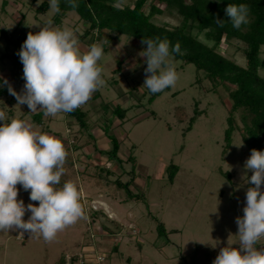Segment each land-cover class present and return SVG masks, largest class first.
<instances>
[{
	"label": "rangeland",
	"instance_id": "1",
	"mask_svg": "<svg viewBox=\"0 0 264 264\" xmlns=\"http://www.w3.org/2000/svg\"><path fill=\"white\" fill-rule=\"evenodd\" d=\"M43 1L0 0V56L19 52L17 44L8 47L9 41L21 42L29 32L35 34L42 27L59 29L52 10L37 13ZM131 1L124 0L123 5ZM153 20L181 26L176 14L166 13ZM65 27L74 31L79 46L89 49L97 44L103 48L97 64L105 83L95 91L100 98L95 101L96 97H91L90 105L80 107L88 112L85 122L89 131L67 113L43 115V131L33 118L35 113L29 112L27 105L11 104L9 96L0 97V111L5 112L6 123L20 119L33 130L41 129L40 133L62 141L67 157L56 187L73 182L84 215L51 242L27 232L20 238L19 231H0V264H60L66 253H78L84 245H94L106 256V264H212L221 248H239L235 221L244 215L246 191L253 187L245 178L250 179L252 172L244 167L251 153L238 130L224 153L227 118L233 104L226 89L220 86L214 91L203 72L172 54L168 61L177 72L176 84L155 93L152 102L155 94L143 87L147 65L140 52L146 45L126 36L108 44L105 35L85 37L89 25L79 22L76 12L64 18ZM198 37L212 45L204 33ZM246 47L231 40L222 43L219 52L245 67ZM17 56L0 63V88L6 79L21 93L25 81ZM120 66L121 74H115ZM260 74L264 77V68ZM118 105L124 119L115 114ZM96 129L106 135L105 146L95 142ZM110 137L121 144L118 158L110 159L106 154L113 148ZM171 165L178 167L173 183L168 172ZM16 187L18 200L25 206H38V202L30 201V190L19 184ZM29 216L26 212L23 219L27 221ZM160 224L164 231L158 229ZM102 231L105 235L99 234ZM256 247L264 248V237Z\"/></svg>",
	"mask_w": 264,
	"mask_h": 264
},
{
	"label": "clouds",
	"instance_id": "2",
	"mask_svg": "<svg viewBox=\"0 0 264 264\" xmlns=\"http://www.w3.org/2000/svg\"><path fill=\"white\" fill-rule=\"evenodd\" d=\"M66 3L78 7L77 0ZM112 6L123 10V0ZM49 7L59 13L60 0H49ZM224 11L235 29L250 23L247 4H228ZM215 22L224 26V20ZM141 44L147 46L140 52L147 65L143 87L155 94L174 86L178 75L168 58L184 54L180 44L170 47L168 40L159 37H143ZM17 54L23 65V91L17 93L6 79L4 84L17 104L27 105L32 113L42 111L45 117L71 113L86 104L105 83L101 78L103 70L97 64L104 54L102 46L92 44L81 53L78 37L70 28L49 26L35 34L29 32ZM5 116L0 111V231H19L21 237L27 232L51 242L58 232L84 215L76 185L66 181L56 187L64 174L65 146L60 139L33 130L23 120L6 123ZM244 167L252 172L250 179L245 178L253 187L246 191L244 215L235 221L239 248H221L212 264H264V248L256 247L264 237V151L252 149ZM18 184L30 190L29 199L38 206H25L23 200L17 199ZM26 212H30L27 221L23 219Z\"/></svg>",
	"mask_w": 264,
	"mask_h": 264
},
{
	"label": "trees",
	"instance_id": "3",
	"mask_svg": "<svg viewBox=\"0 0 264 264\" xmlns=\"http://www.w3.org/2000/svg\"><path fill=\"white\" fill-rule=\"evenodd\" d=\"M116 2L117 0H77L78 7L72 8L66 0H60V12L54 14L53 20L61 29L64 18L69 13L76 12L79 22L89 25L88 29L85 28V37L93 35L101 38L107 31L105 44H108L107 41H114L118 36H126L139 42L143 37H159L160 40H168L170 47L179 43L184 54L173 55L184 60L186 64L195 65L197 71L203 72L205 78L213 83L214 91L220 86L224 87L233 101L227 118L224 153L230 148L236 130L242 134L250 153L252 149L264 151V77L260 74V70L264 68V59L261 58L264 48V0H132L130 4L123 6V10L112 6ZM5 3L6 1L3 5ZM241 3L250 7V23L235 29L224 10L228 4ZM49 10V0H44L36 11L38 14H46ZM166 13L176 14L181 26L171 27L153 20ZM217 19L224 20L223 27L216 24ZM202 33L212 45L199 39L198 35ZM2 36H6V33L3 32ZM25 40L26 38L21 42L9 41L8 47L17 44L20 50ZM231 40L246 44L245 67L219 52L222 43ZM17 53L0 56V62L15 58ZM12 88L14 89L13 86ZM169 89L170 87L165 90ZM4 96L10 97L11 104L17 103L15 97L9 94L8 85L0 88V97ZM155 97L156 94L151 97L152 102ZM121 111L122 108L118 105L115 114L122 117ZM43 115L42 111L33 115L41 127ZM67 115L75 119L81 128L89 131V124L85 122L88 115L86 111L79 107ZM109 139L113 148L106 154L110 159L118 158L121 144L117 138ZM168 172L169 180L173 183L178 167L171 165ZM158 229L163 230V224Z\"/></svg>",
	"mask_w": 264,
	"mask_h": 264
},
{
	"label": "built area",
	"instance_id": "4",
	"mask_svg": "<svg viewBox=\"0 0 264 264\" xmlns=\"http://www.w3.org/2000/svg\"><path fill=\"white\" fill-rule=\"evenodd\" d=\"M99 234L105 235L104 231ZM19 237L25 238L26 232L24 233L23 237H21L19 234ZM92 237H94L93 234ZM106 261V256L96 250L94 245H84L82 250L78 253H66L63 256L60 264H106Z\"/></svg>",
	"mask_w": 264,
	"mask_h": 264
},
{
	"label": "crops",
	"instance_id": "5",
	"mask_svg": "<svg viewBox=\"0 0 264 264\" xmlns=\"http://www.w3.org/2000/svg\"><path fill=\"white\" fill-rule=\"evenodd\" d=\"M107 34V32H104V35H106ZM91 36H93V35H89V37H91ZM88 50V48L85 46V45H80V51H81V53H83V52H85V51H87ZM1 63V62H0ZM121 69H122V67L120 66V67H118L117 69L115 68V70H116V72L117 73H115V74H121ZM119 72V73H118ZM116 87L118 88V86L116 85ZM119 89H120V87H119ZM121 91V90H120ZM92 100L94 99V97H96V100L95 101H97V99L98 98H100V97H98L97 95H96V93L94 92L93 93V95H92ZM87 105H90V103L89 102H87L86 103ZM86 105V106H87ZM38 112H40V111H38ZM87 114H88V112H87ZM45 118H43V120H44ZM26 124H28V123H26ZM38 124V123H37ZM29 125V124H28ZM39 125V124H38ZM30 126V125H29ZM39 127L43 130V127H41V125H39ZM41 129H40V132H41ZM52 133V132H51ZM56 134V133H55ZM51 136H54V137H56L55 135H51ZM94 136H95V142L97 143L98 141H101V143L105 146V143H107V139H106V135L104 134V132L102 131V130H100V129H96V130H94ZM98 159L100 160V157L98 156Z\"/></svg>",
	"mask_w": 264,
	"mask_h": 264
}]
</instances>
